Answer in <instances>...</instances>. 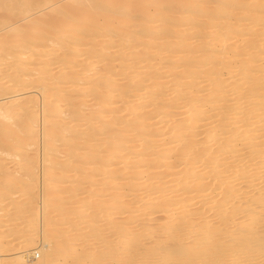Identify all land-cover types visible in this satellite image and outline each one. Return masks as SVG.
I'll list each match as a JSON object with an SVG mask.
<instances>
[{"label":"bare ground","instance_id":"obj_1","mask_svg":"<svg viewBox=\"0 0 264 264\" xmlns=\"http://www.w3.org/2000/svg\"><path fill=\"white\" fill-rule=\"evenodd\" d=\"M0 220V264H264V0H0Z\"/></svg>","mask_w":264,"mask_h":264},{"label":"rangeland","instance_id":"obj_2","mask_svg":"<svg viewBox=\"0 0 264 264\" xmlns=\"http://www.w3.org/2000/svg\"><path fill=\"white\" fill-rule=\"evenodd\" d=\"M176 5H177V4H176ZM176 5H175V7H176ZM47 12H48V10H47ZM37 17H39V16H37ZM29 24H30V23H27V22H26V24L24 23V25H26V26L29 25ZM36 31H38V30H36ZM36 31L34 30V34H35ZM232 43H234V42L232 41ZM230 45H231V44H230ZM82 58H83V57H82ZM82 58H81V57L79 58V61H80V62H81V59H82ZM83 59H84V58H83ZM83 59H82V60H83ZM79 61L77 60L76 62H79ZM41 63H43V62H37V63H36V64H38L37 67L42 68L43 65H42ZM43 64H44V63H43ZM39 65H40V66H39ZM39 68H37V69H39ZM34 69H36V68H34ZM55 72H56V71H55ZM33 74H35V72H33ZM53 74L56 75L57 72H56V73L53 72ZM53 76H54V75H53ZM226 77H227V78H226ZM226 77H225V80H226V79H229V80H230V78L232 79L231 76H230V77H229V76H226ZM228 77H229V78H228ZM226 81H228V80H226ZM27 93H28V92H27ZM32 93L35 94L34 96H36V94H37V93H34V92H32ZM32 93H28V94H32ZM38 95H39V94H38ZM38 95H37V97L39 98L40 96H38ZM32 96H33V95H32ZM39 100H41V99L39 98ZM85 101H86V102H85V106H82V107H81V110H89L90 107H91V105L93 104V103H91L92 99H88V100H85ZM115 103H116V102H115ZM120 106H121V104H117V105H115V106H113V107H115V109H116V107L119 108ZM142 108H143V107H140V108L138 109V112H137L138 114H139V113H142V111H143ZM109 109H110V107H106V108H105V110H109ZM122 109H123V108H122ZM67 111H68V110H67ZM123 114H124V113H123ZM123 114H121L120 116L118 115L117 118H124V117H126V118L129 120V117H130V118L133 117V116H129V117H127V116L129 115L128 113H126L127 116H126V115L123 116ZM39 115H40V118H41V117H42V114L40 113ZM105 117H106V115H105ZM171 121L173 122V121H175V119H173V120H171ZM40 126H41V127L38 128V131H39V140H38L39 147L36 146L35 148H32L33 151H30V152H33V154L36 153L37 151H38V152L40 151L39 154H38V152L36 153V155L38 154L37 156L39 157L38 160L36 161V163L39 161V162H38L39 166H38V164H37L38 171H39V172H38V176H39V178H34V179H33V180H34V181H33V182H34L33 184H36V187H38V188H36L35 185H34V187L36 188L37 191H36L35 189H34L35 191L32 190L33 192H31V194L33 193L34 195L32 194V198H30L31 201L29 200V197H28V200H29V201L26 200L27 197H26V196L24 197V195H25L24 193H23V194H22V193H21V194L19 193L20 196H19V197L17 196L18 198H20L19 200H21L22 198H24V199H22V202H24V204H25V202L27 201L25 207H28V206H29L28 208H26L27 211L25 212L24 216H21V217H24V218H26V219H28V217H29V213H28V211H30L32 208H34V207H35L34 205H37V203H40V202H41L42 196H43V194H44V186H45V183H46V182H47V183H48V182H52V180H50V179H53V178H51V176H52V175H53V176H56V175L58 174V170L56 169V170H52L53 172H52V171L50 172V174H52V175H50V177L46 178V177L44 176V170H45L48 166H47L46 163H44V159H42L43 156H42V152H41V151H42L41 147L43 146V137H42L41 135H42L43 132H41V131H43V126H42V124H40ZM41 128H42V129H41ZM82 128H84V127H82ZM82 128H80L79 130L82 131V130L85 129V128H84V129H82ZM81 129H82V130H81ZM155 129H156V128H155ZM41 137H42V139H41ZM203 137H204V136H202L201 138L203 139ZM129 139H130L131 141H135V140H133V139H136V138H135V137H133V138L130 137ZM166 140H168V139H165V141H166ZM156 141H157V140H156ZM162 141H163V142H162ZM165 141H164V139H161V140H158L157 142H153V143H152L153 145H156V143H157V145H156L157 147H156V146H153V147H155V149H156V148L159 149V148H161L162 143H165ZM41 143H42V144H41ZM37 145H38V144H37ZM160 145H161V146H160ZM163 145H164V144H163ZM159 146H160V147H159ZM38 148H39V150H38ZM153 149H154V148H153ZM153 149H152V152L155 151L154 153H156V150H157V149H156V150H153ZM60 151H62V150H60ZM103 151H104V149H101V150H99V153H103ZM159 151L162 152L163 150L159 149L158 152H159ZM30 154H32V153H30ZM174 154H175V156H174V155H173V156H174L175 158L178 159V156L176 157V153H174ZM162 155H163V154H162ZM41 156H42V157H41ZM165 156L167 157V155H164V156H162V157H165ZM174 157L172 158V165H173V166L175 165V167H178V170H175V171H181L182 169H179V168H182V167L180 166L181 163H180L178 160H175L176 163H175V162L173 163V160L175 159ZM13 160H14V158H13V157H10V159H8V161H7L6 164L8 165V166H7L8 171H10L11 173L14 172V174H15V172H16V171H14V170H15V166H14V162H15V160H14V161H13ZM35 160H36V159H35ZM42 160H43V164H42V162H41ZM12 163H13V164H12ZM113 163H114V162H113ZM116 163H118V162H116ZM161 163H162V164H161V168H160L159 170L157 169L156 171H154V170H151V171H150L149 169H147V167H148V168L151 167V166H149V165H148L147 167L145 166L146 168L143 167V168H144L143 170L145 171V169H147L148 172H146V171H147V170H146V171H145V175H144V177H143V178L140 177L139 179H140V180H141V179H143V180L145 179V180H146L147 177L152 178V177L150 176L151 174H152V176L155 175V176H153V177H156V175H157V176L160 177L161 179L157 177L158 180H155L156 182L153 180V181L150 182L149 184H151V183L154 182V183L151 184V185H154L155 183H157V184H155V185H158V186L165 185V184H166L165 182H167V181L170 180V179H169V178H166V179H165L164 177H165L166 175H167L166 177H169L170 175H172V174H174V173H176V172L173 171L174 169H169V168H168V163H169V162L167 163V161H162ZM177 163H178V164H177ZM41 165H42L44 168H42ZM130 165H131V166H130ZM130 165L128 166V165H126V164H124V163H123V164L120 163L119 165L114 166L113 169L116 170V171H118V173H121L122 171L125 172V170H124L125 168H126V169H128V168H129V169H130V168H133V166L135 167L136 164H130ZM165 165H167V166H165ZM45 166H46V167H45ZM127 166H128V167H127ZM162 166H163V168H162ZM179 166H180V167H179ZM166 168H167L168 170H167ZM41 169H42V170H41ZM129 169L126 170V174H129L128 171H129L130 173H131V172L133 173V170L131 171V170H129ZM176 169H177V168H176ZM97 170L103 172V169H99V168H98ZM153 171H154V172H153ZM42 172H43V178H42L43 180L41 179ZM124 172H123V173H124ZM55 173H56V175H55ZM123 173H122V174H123ZM134 173H135V172H134ZM12 174H13V173H12ZM78 174H79V173H76V172H75V173H71V176H72V177H70V178L67 177V179H65V180L63 181V183H62L63 186H61V185H59V186H58V185L55 186V188L52 189L53 192H56V191H59V190H63L65 187H67L69 184H71L73 181H75V178L78 176ZM124 174H125V173H124ZM146 175H147V176H146ZM117 177L120 178V177H122V176L120 175V176H117ZM162 177H163V179H162ZM128 178H129V179H128ZM134 178H135V177H129V176H128V177L126 178V181L129 182V180L134 179ZM157 178H156V179H157ZM20 179H25V178H20ZM35 179H36V181H35ZM37 179L39 180V182H38ZM171 179H172V178H171ZM91 180H92L93 182H90V183L87 182L88 184H85V183H84V184H82V185L80 184L81 187H80L79 185H74V186L71 185L72 188L70 187V190H72V192H71V191H67V192H66V191L63 190V194L60 195V198L62 197V198H61L62 200H71V198L75 197V198H74L73 200H71V201H72V202H73V201L76 202V198L80 197V196L82 195L83 191H84L83 195H85V194H86L85 192H87V191L90 192V191L97 190V187H99V186H97V185H99L100 183L97 184V185L95 186V185H94V184H95V178H93V179L91 178V179H89L88 181H91ZM143 180H141V182H142ZM145 180H144V181H145ZM147 180H148V179H147ZM147 180H146V181H147ZM162 180H164V181H162ZM126 181H125V182H126ZM146 181H145V182H146ZM158 181H159V182H158ZM242 181H243V180H241V181H239V182L241 183ZM130 182H131V181H130ZM130 182H129V183H130ZM161 182H164L165 184H164V183H161ZM129 183H125L126 186L121 187L122 189H124V191L122 190V192H128V187L131 185V184H129ZM43 184H44V185H43ZM115 184L117 185L118 183H115ZM42 186H43V187H42ZM94 186H95V187H94ZM242 186H244V185H242ZM242 186H241V187H242ZM262 186H263V185H262ZM40 187H41V188H40ZM77 187H78V188H77ZM119 187H120V186L115 187V191H117V188L119 189ZM260 187H261V185H260ZM42 188H43V189H42ZM89 188H91V189H89ZM95 188H96V189H95ZM126 188H127V190H126ZM207 188H208V187H207ZM238 188H240V186H238ZM238 188L236 187L235 190L237 189V191H238ZM257 188H258V190H259V187H257ZM257 188H256V189H257ZM93 189H94V190H93ZM143 189H144V188H143ZM242 189H243V188H241V189H239V190H242ZM247 189H248V188H247ZM42 190H43V191H42ZM76 190H77V191H76ZM245 190H246V188H245ZM15 191H17V190H15ZM15 191H14V192H15ZM18 191H20V190L18 189ZM39 191H40V192H39ZM41 191L43 192V194H42ZM80 191H81L82 193H81ZM143 191H144V190H143ZM143 191H142V192H143ZM246 191H247V190H246ZM38 192H39V193H38ZM76 192L80 193L81 195L78 194V193H76ZM243 192H244V190H243ZM17 193H18V192H17ZM64 193H65V194H64ZM72 193H73V194H72ZM74 193H75V194H74ZM113 193H114V192H113ZM113 193H112V194H113ZM19 194H18V195H19ZM69 194H70V196H72V195H73V196H72V197H70V196L67 197V195H69ZM114 194H115V193H114ZM64 195L66 196V198H65ZM76 195H77V196L80 195V196L77 197ZM22 196H23V197H22ZM38 196H39V197H38ZM109 196H112V195L110 194ZM21 197H22V198H21ZM37 197H38L39 199H38L37 202H36L35 199H37ZM187 197H188V196L184 197V200H185ZM34 198H35V199H34ZM68 198H70V199H68ZM33 199H34V200H33ZM78 199H81V198H78ZM15 200H16L17 202H16ZM15 200H14V203H19V202H20L17 198H16ZM24 200H25V201H24ZM32 200H33L34 203L32 202ZM175 200H176V199H175ZM77 201H78V200H77ZM176 201H177V200H176ZM30 202H31V203H30ZM27 203H28V204H27ZM31 204H32L34 207H32ZM27 205H28V206H27ZM30 205H31V207H30ZM38 206H39V205H38ZM8 209H9V208H8ZM194 211H195V210H194ZM26 214H27V215H26ZM210 214H211V213H210ZM210 214H209V215H210ZM39 215H40V213H39ZM27 216H28V217H27ZM103 216H104V215H102L101 218H100V216H99V217H97V219L99 218V220L101 219L100 221H102ZM206 216L208 217V214H206L204 217H206ZM52 217H54V216H52ZM104 217H105V216H104ZM119 217H120V216L117 217L118 220L120 219ZM155 217H156L155 219L161 220V216H158V215H157V216H155ZM157 217H158V218H157ZM159 217H160V218H159ZM115 218H116V217H115ZM145 218H146V217H145ZM97 219L94 218V220L96 221V223H97V221H98V224L101 223V222H99V220H97ZM103 219H105V218H103ZM7 220H8V218H5V221H7ZM35 220H40V216H38L37 219H35ZM122 220H123V219H122ZM1 221H4V220H0V223H2L0 226H2L3 223H4V222H1ZM103 221H104V220H103ZM23 222H24V221H23ZM23 222H22V223H23ZM19 223H21V221H19ZM22 223H21V224H22ZM157 223H159V222H158V221L155 222V224H157ZM148 224L151 225V223H148ZM161 224H162V223H161ZM157 226L160 227V223H159V225L157 224ZM0 228H1V227H0ZM10 228H11V227H10ZM13 228H14V227H13ZM13 228H12V229H13ZM70 229H73V228H70ZM8 230H9V229H8ZM96 230H97V229L91 231L90 233H89V231L85 230V231L88 232L90 235H89V234H86L85 231H84L85 233H84V232H83V233H84V235H88V236H91V235H97L98 232H97ZM158 230H159V231H158L157 233H159V232L161 231L160 229H158ZM95 232H96V233H95ZM35 233H36V232H35ZM8 234H9V233H8ZM8 234L5 235L6 238L4 239V241H5V242H4V245H5V246L8 245L7 249L11 250L10 246H12L13 244L15 245V244L18 242V239H19V238H18V236H17V239H16V236H15L13 233H10V234H12V235L9 234L10 236H9ZM7 235H8V236H7ZM13 235H14V236H13ZM7 237H8V239H7ZM12 237H14V238H15L14 240H17V241H16V242L13 241L14 243L11 244L10 242H12V240H13ZM10 238H12V239H10ZM37 238H38V240H36V243H37L38 245L36 246V248L40 245L39 243H41V241L39 240V239H41L40 236L37 237ZM6 239H7V241H6ZM92 239H93V238H92ZM97 240H98L99 242H102V239H100V238L97 239ZM97 240H93V241H97ZM100 240H101V241H100ZM93 241H92V242H93ZM98 241H97V243L94 242L96 246H95L94 243H92V242H91V243H92L93 245L90 244V243H88L89 248L91 247V249H92V248L94 249V248H98L100 245L102 246V243H99ZM6 242H8V244H7ZM9 243H10V244H9ZM68 243H69V242H68ZM98 243H99V245H97ZM71 244H72V243H71ZM77 244H78V243H77ZM79 244H81V245L83 244V245H84V243H81V242H80ZM89 244H90L91 246H90ZM85 245H86V244H85ZM92 246H93V247H92ZM80 247H81V246H80ZM12 248H13V247H12ZM36 248H35V249H36ZM38 250H40V249H37L36 252H37ZM34 251H35V250H34ZM13 253H15V252L13 251ZM37 253H39V251H38ZM9 254H12V252H9ZM41 256H42V255H41ZM36 259H37V260L39 259L38 256L36 257ZM37 260H36V261H37Z\"/></svg>","mask_w":264,"mask_h":264}]
</instances>
